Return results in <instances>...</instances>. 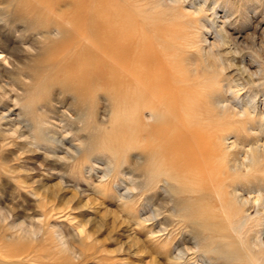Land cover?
I'll use <instances>...</instances> for the list:
<instances>
[{
  "label": "rangeland",
  "instance_id": "obj_1",
  "mask_svg": "<svg viewBox=\"0 0 264 264\" xmlns=\"http://www.w3.org/2000/svg\"><path fill=\"white\" fill-rule=\"evenodd\" d=\"M24 1H27L25 2L26 4H24ZM69 1L71 4H69ZM75 1L76 3H74ZM174 1L173 0H158V1L157 0H141V1L140 0H113V1L112 0H82V1H79V0H74V1L73 0H59V1L58 0H22V1L21 0L20 1L19 0L18 1L0 0V19H1L0 21V34H1L0 40L2 39L0 41V45H1L0 46V63L2 62L0 65V87H2L6 91L7 95L8 94L10 95V98H7L5 97V95L0 94V114L6 113V110L8 109H10L13 114V115L8 116L7 119L4 118L0 120V128L3 127L0 129V134H1L0 135V208L1 207H4L5 209L9 207H10L9 209L12 208L11 217L7 218L5 221H0V259H1L0 264H152V263L153 264L155 263L156 264H173V263L174 264L175 263L176 264H201L202 263L201 261H203V258L209 264H215V263L216 264H237V262L239 264H264V259H263L264 250L250 246L251 239L258 233L262 234L261 237L264 240V221L262 220V218H264V215H262L264 214L263 213L264 212V200H263V203H260L256 199L258 198L257 197L258 192L262 194L264 193V183H263L264 174H262L264 173L263 172L264 170H261L262 168H264V164H262L264 163V155H262L260 151L258 150V152H256V154L254 155L255 161L253 160L251 162L250 161L246 162L247 159L245 157V154H243V151L244 153H246V151L249 150L251 146H254L255 143H258V141L255 140L256 136H254L256 129H257V124H256L257 122H256V118H253V117L251 119H249L250 118L249 116H245V115L243 117H240L243 114L242 110L244 109L245 101H247L248 98L255 99V103L257 106L256 107L257 113L260 112L264 114V108H262V106L264 107V99H263L264 97V73H263L264 69H262L263 71L262 70L260 71V66L264 68V44H263L264 43V17H263L264 16V10H263L264 0H257V1L255 0L254 1L253 0H204V1L196 0L198 4L195 2V0H190L191 2L188 0H183V2L182 0H180V2L176 0L175 3H173ZM248 1L249 2L252 1L253 3L252 2L249 3ZM81 2H83V4H81ZM254 2L255 3L258 2V4H255ZM29 3L31 6H27L29 5ZM84 3H86V8H85ZM39 4H41L42 6ZM43 4L45 5L43 6ZM203 4L206 6H204ZM32 5L34 6L37 5V6L35 8ZM70 5L71 6L73 5L72 8H70L71 7ZM77 5H80V6H77ZM147 5L149 6L147 7ZM88 6L90 7L88 8ZM201 6H204V7H201ZM251 6L252 8H250ZM45 7L47 8V10L51 9L49 10L50 12H47V10L44 9ZM91 7L92 9H90ZM115 7H116V10H115L116 13L113 10L115 9ZM227 7H230V8H227ZM61 8L64 9V10L62 9L63 12L60 10ZM67 8L68 10L69 9L70 10L68 11ZM138 8L139 9L142 8V9L139 10ZM158 9L160 11H158V14H157L156 11ZM185 9L186 11L187 10L188 11L186 12ZM22 10H25V11H23L22 13L21 12ZM17 11L20 15H17ZM26 11L27 13H25ZM83 11L86 13H84ZM89 11L91 12L89 13ZM174 11L177 14H174ZM198 11L200 12V14H197ZM58 13L61 15H59ZM31 14L32 16H30ZM110 14H113V15L111 16ZM116 14L118 15V17ZM152 14H155V15H152ZM173 15H177L176 18ZM203 15L206 17H203ZM113 16L116 17V19L113 18ZM24 17L29 20H26ZM72 17L73 19L71 20ZM94 17H96L97 19L94 20ZM167 17H169V19H167ZM177 17H180V18L184 17V18L177 19ZM30 18H33V19H30ZM60 19H62V21H60ZM225 19H227L228 21ZM70 20L72 21V24ZM224 20L227 22L225 23ZM34 21H38V22L34 23ZM112 21L115 23H113ZM144 21H147L146 24ZM149 21L151 22L149 23ZM201 21L203 22L201 23ZM81 22H84V23H81ZM89 22H91L92 24H90ZM56 23L57 25H59L60 23L62 24L65 23V24L64 25L60 24L59 26H57ZM176 23H177V26H176ZM210 23H211L210 26L212 28L209 26ZM68 24H70L71 26ZM29 25H30V28H29ZM203 25H205V27ZM65 26L66 28H64ZM81 26H83L82 30L80 29ZM59 27L61 28L63 27L62 28L63 30L61 28L58 29ZM67 27L69 29H67ZM77 27H79L80 30L77 29ZM180 27L184 29L181 30ZM202 27L206 29H203ZM127 28H130V29H128L127 31ZM218 28L220 29L218 30ZM83 29L87 31L86 32L87 34L84 33L85 31L83 32ZM96 29L98 30L96 31ZM132 29L134 31H131ZM174 29H175V32H174ZM221 29H223L225 35L228 34L227 35L229 36L228 42L232 41L229 44H231L232 46L238 47L237 49L232 47L233 49L226 53L228 49L222 48L220 49L221 50L220 51L215 46L218 43L217 39H219L215 31L217 30L220 31ZM77 30H79L80 33H78ZM108 30H111V31H108ZM116 31H117V35H116ZM177 31L178 33L180 32L182 36L178 34ZM213 32H215L216 35H213L214 34ZM43 33L45 34L42 35ZM46 33L50 35H47ZM70 33H72L71 35H74V36H71ZM108 33H110L109 36H108ZM36 34L38 36H36ZM77 34H80V35L77 36ZM114 34L116 35V37H114L113 39V36H115ZM86 35H88L89 37ZM142 35L143 36L145 35V36L143 37ZM50 36H53V37L55 36V37L53 38ZM165 36H168V37L165 38ZM85 37L87 38V40ZM119 37H122V40ZM133 37H135L134 39L136 40H134ZM252 37H254V40H252ZM14 38L17 40H14ZM56 38H59V39H56ZM161 38L162 39L164 38V39L162 40ZM201 38L205 41V44ZM43 39L44 41H42ZM61 39L63 41H61ZM93 39H96V40H93ZM233 39L236 40L235 42L237 43L236 45L233 44ZM58 40H60V42H58ZM89 40L90 42L92 41L94 42L90 43L88 42ZM114 40L116 42H114ZM124 40H127V41H124ZM180 40L181 41L184 40V42H181ZM167 41H169V45L168 43H166ZM192 41L193 43H195V45L192 44ZM117 42L118 43L121 42V43L118 44ZM138 42L140 43L138 44ZM144 42H146V44H144ZM173 42H175V44L176 45L178 44L179 46H175ZM122 43L125 44L124 46H126L128 49L125 47L124 50L120 49L121 50L120 51L119 45H123ZM130 43L132 44L130 45ZM149 43H151L152 49ZM213 43H215V45ZM250 43H252L253 46H251L252 44ZM164 44H166L165 46H167V48L164 46ZM65 45H68L69 47H66ZM210 45H213V48ZM241 45L244 47H241ZM87 46H90V48H88ZM43 47L47 48L48 50L47 49L46 50L48 52ZM214 47H216V49H214ZM252 47H255V48H252ZM83 48L85 49L84 51H83ZM23 49L25 52L22 51ZM52 49H54L53 51L56 50L55 51L56 53L55 52L52 53L53 52L51 51ZM112 49L114 51H111ZM146 49L147 51H145ZM165 49H166V52H165ZM252 49L254 50V52L252 51ZM15 50H17L18 53H15L16 52ZM117 50H118V54L115 56V53L117 52ZM150 50H151V53H149ZM196 50L198 53L195 52ZM216 50H219V52ZM207 51H212V53L216 51V53H213V56L214 54H216L215 56H217L218 54L219 56L223 54L224 55L227 54L228 56H223V58L224 57L226 58V59L224 58L225 60L223 59L225 68H219L220 67L218 66L219 64L218 63L216 64L214 60L212 59V57L210 56L207 57V55L204 54V52L206 53ZM146 52L149 54H147ZM152 53H154V56L157 54L159 56L157 55L158 57L157 56L152 57L153 56ZM95 54L98 55V58H97V55ZM143 54H147L145 55V58ZM174 54H177V56ZM74 55L77 56L78 59L75 58ZM106 55L108 58L106 57ZM122 55L125 57H123ZM191 55H193V57ZM148 56H151V57H148ZM195 56L196 58H194ZM142 57L144 60L143 64H142L143 60L140 61ZM202 57H203V60H202ZM102 58H104L105 60L107 59V60L105 61ZM127 58L130 60H128ZM149 58L152 60L155 59V61H153L154 63L152 62V60H149ZM164 58H169V59L171 58V59L163 60ZM8 59L10 60V64L7 61ZM108 59L110 62L113 61V63L115 64L113 65L112 62L109 63ZM110 59H113V60H110ZM5 60H6V63H5ZM11 60H14L17 63L12 64L13 61ZM36 60L38 61L35 62ZM77 60L79 63L77 62ZM98 60H99V65L97 64ZM160 60H162L163 63ZM172 60H175V61H172ZM197 60L202 61V62H199ZM121 61L123 65L121 64ZM145 61H147L148 63L147 65L145 64ZM226 61L229 63H227ZM80 62L82 63L80 64ZM156 62H158L159 65ZM209 62H213V63H209ZM204 63L208 65L211 64L212 65V66L210 65L211 68L207 67L208 70L205 69L203 71V68L206 66V64ZM144 64L146 65V68H143ZM154 64L158 66H155ZM172 64L173 65L175 64L176 66L177 65L178 66L176 67L175 65L173 66ZM231 64L236 66V68L232 66ZM243 64L246 66L245 68L248 70L247 72H245V74L244 73L242 74L240 71L242 66H244ZM76 65L79 67H77ZM189 65H193V66L190 67ZM39 66H41V69ZM113 66H115L117 69L113 68ZM163 66L165 67L164 70H163ZM226 66H229V67H226ZM89 67L91 68V70ZM133 67H135L136 70ZM152 67H154L153 69L157 73L161 71L162 74H164V76L168 75V78H166V80H168V83L171 82L172 85L175 86L173 88H170L168 93L173 91L174 94L177 93L180 96L183 95L181 97L182 99H188V101L185 102L184 100L181 101V99L179 100V98H177V100H175L177 102H174L172 106H169V108L165 110V115L167 111V115H166L167 121L166 120L162 121V123L160 124V127L164 125L163 128L170 129V127H179L180 125L182 126L185 125V120H186L185 118H187L188 116L185 117L186 115L184 111L181 110V107H182L181 103H182V104H186L187 114L191 115V118H193L191 119V122L196 126V130L198 132L203 133V134H207V131L209 133H213L212 135L213 140H211V145H212V148L214 147L215 149L214 151L215 153L213 152V154L215 155V158H212V159H215V160H214V163L212 161L214 165L211 163V165L213 166H212V171L209 172V175L205 174V177L198 176V178L190 179L186 171L179 170L174 165L173 161L171 160L172 156L169 155L170 152L167 153L168 149H166V146H163L161 143H159L160 139L159 137H157V135L158 134L160 135L159 133V131H161L159 130L160 127L157 126L155 124L157 122H154L153 118L149 116V114L152 112L153 109L154 110L159 109L157 107V103H156L157 100L155 98L158 95H157V92L155 91L153 92H155L156 94L150 91H146L147 88L150 87V84H149L150 76L157 74L156 72L153 71ZM180 67L181 69L185 68L184 70H187L188 72L183 71V69L181 70ZM33 68H35L36 70ZM94 68H96V70H94ZM158 68H162V69L159 70ZM209 69L211 71L214 70L213 71L214 74L213 72H210ZM221 69H223V73ZM64 70L66 71L64 72ZM70 70L72 71L75 70L72 73L73 77L70 74L72 72ZM80 70L82 71V73H80ZM134 71L139 72V73L136 74V72ZM173 71L176 72V74ZM142 72H144V75H142L143 74ZM177 72H179L180 74ZM237 72H240V73L238 74ZM129 73H133L132 76ZM250 73L252 74L250 75ZM43 74L46 77H42ZM79 74H81L82 76ZM211 74L214 76L217 75L218 77L211 76V79L208 78ZM122 75H123V78L121 80ZM178 75H181V76H178ZM95 76H97L98 79ZM185 76L188 78L187 80H185L186 79ZM228 76L229 77L232 76V77L229 78ZM37 77H39L40 79ZM107 77L111 80V82ZM240 77H241V80H240ZM46 78H48L47 79L48 81L46 80ZM194 78L196 80H194ZM215 78H217L216 79L217 81L215 80ZM35 79L37 80V82H35L36 81ZM77 79H80V80H77ZM183 79L185 80L184 82L182 81ZM131 80L132 81L134 80V81L132 82ZM211 80L213 81L212 83L210 82ZM227 80L228 82H226ZM207 81H209L210 83L207 84ZM235 82L236 84L238 83V86L236 87H235L236 85ZM106 83L108 85H106ZM225 84L226 85L231 84L232 86L231 85L230 86L232 87L231 88L232 90H236V89L240 90L239 91V93H241L240 103H242L243 105L240 104L239 102L232 101L228 92L224 93L225 90L222 88V85H225ZM240 84H243V85H240ZM211 85L213 88L212 87L210 88ZM33 87L35 88L32 89ZM130 87L132 88L129 91ZM183 88L186 90H183ZM193 90H196V91H193ZM41 91L44 93H42ZM34 92L35 94H33ZM146 92L149 93L150 95L147 94ZM201 92L204 93L205 95L204 94L201 95L202 94ZM221 92L224 93L225 95L224 98L226 100L228 101L230 100V102H232L233 105L236 103L235 104L236 106L234 105V107L236 108L237 113H234V112L226 113V111H219L217 109L216 111H214L215 108H213V106L211 107V104L209 102L210 98L212 94L221 93ZM40 94L42 96H40ZM209 94H210V97L207 96ZM200 95L204 96L203 97L204 99L206 98L208 99L204 100L202 97H200ZM32 97H33V101H32ZM119 97L121 99H119ZM126 99H129V100L126 101ZM132 101H135L134 104L132 103ZM109 102L110 104L112 103L111 106ZM188 104H189V108H188ZM87 105H89L88 107L89 109L87 108ZM237 105L240 107H238ZM75 106L79 110H77V108H74ZM28 107L30 110L28 109ZM119 107H122V112H121V108ZM141 108L142 110H139ZM188 109L189 110L191 109V112L193 111L195 116ZM27 110H29V112H27ZM216 112H220V114ZM87 114H91L90 117L87 116ZM224 114L225 115L228 114V117L225 116ZM169 115L171 118L169 117ZM206 115H209V116H206ZM59 116L62 118H60ZM193 116L196 119L197 118L198 119L196 120ZM209 117H211L210 118L211 121ZM217 117L220 118L219 119L220 124H218L219 122H216V121H219ZM84 118H89V119H84ZM120 118L123 119V121ZM9 119L11 120L13 119L16 123L15 124L16 126L19 125L18 127L20 128V130L23 132L24 135L20 136L19 138L17 136L14 137L13 135H8L11 133L10 130L6 132V129L7 128L9 129V127L11 126L9 125L10 122H8ZM138 119L141 125H139ZM176 119L179 120L180 122H178ZM240 120L241 122L244 121L246 123L243 124V122L241 123ZM246 120H248L249 122H247ZM3 121H6V122L3 123ZM120 122L123 124H121ZM167 122L168 124H166ZM205 122L207 123V125ZM89 123H90V126H89ZM234 123L238 124L239 128ZM111 124H112V128L110 126ZM210 124H212V126ZM49 125H53L52 126L53 128H51V126ZM119 125L122 126L121 129H119L120 128ZM220 125H225V126H222L223 130L221 129V127H219ZM114 126L115 127L119 126V128H117L119 130L115 129ZM131 126L134 128L132 129ZM226 126H229V127H226ZM247 126L249 127V129H246L248 128ZM125 127L128 128L129 130L132 129L133 131L130 130V133H129V131L126 130ZM207 127H209V129H207ZM215 127L218 129L216 130ZM90 129H92L93 132ZM135 129H137L138 131L139 130L141 131L137 132V130ZM214 129L216 131H214ZM243 130L247 131V133ZM106 131H109V132H106ZM42 132H45V133L42 134ZM91 132H92V135L93 134L98 135V137L93 135V138H91L92 136L90 135ZM123 132L124 134H122L121 136V133ZM137 133L139 134L137 135ZM239 134H241L240 136L242 138L239 136ZM247 134L248 135L250 134L251 136H247ZM221 135H224V137ZM245 135L247 137H245ZM252 135L254 136L253 138H252ZM151 136H154V138H152ZM95 138H97L96 141H94ZM122 139L124 140L123 142H122ZM245 139L248 141H245ZM243 140L244 142H240ZM26 141L28 142V144L26 143ZM262 141H264V139H261L259 141V144H262L261 143ZM141 142H143V144ZM61 143L63 144L61 145ZM120 144H122L123 146L119 149ZM236 144L237 146L239 145V151L237 150L238 147L236 146ZM108 146L110 147V150ZM157 146L158 147L160 146V148H157ZM139 147L141 148L139 149ZM105 148H107V151ZM115 148L119 150L117 151ZM53 150L55 151L53 152ZM103 150L105 153L104 152L102 153ZM235 151L237 152V154ZM117 152H121L120 153L121 155H119ZM157 152H159V154H157ZM225 152L226 154H224ZM230 152H232L233 154ZM234 152L236 155H234ZM238 152H240V155ZM148 153L152 154V156L149 155ZM160 154L164 158L160 157L161 156ZM144 155H147V156L144 157ZM157 155L159 156V158ZM108 156H111V157L108 158ZM94 157H97V159ZM227 157H229L231 161L233 157L234 158L236 157L239 160V162L242 160L241 163H251V164L243 165L244 166L243 169H242V166L240 167V165L238 168L236 167L233 168L231 165L230 159ZM105 159H108V160L104 161ZM145 164H147V166ZM252 164L255 166L253 167ZM169 165L172 167V169L171 167H169ZM92 166L95 168H93ZM137 166L140 168H138ZM258 167L261 169H258ZM142 168H145V169H142ZM89 171L90 173H88ZM131 171H133V173ZM234 171H238V172H234ZM171 172L174 176H171V174L168 175V173H171ZM254 172H256L257 174ZM103 173L104 175H101ZM121 174L126 179H124L123 177L121 178L122 176ZM135 174H138V175L135 176ZM180 174H183V176H181ZM212 174H215V175H212ZM247 174L248 175L250 174L249 177ZM255 174L256 176L258 175L257 176L259 177L258 179L257 177H255ZM128 176H132V177H128ZM142 176H144V178ZM160 176H164V177L160 179L161 178ZM250 176H254L255 178L254 177L250 178ZM134 177H141L139 178V181L141 184L138 182V178H134ZM223 177L225 179H223ZM173 178L176 180H174ZM239 178L240 180H238ZM246 178H249V180L245 181L244 179ZM123 179L125 180V182ZM143 179L145 180V183L147 181L148 182L150 181V183L147 184L148 187L144 183ZM170 179L172 182L170 181ZM204 179L205 181H203ZM219 179L221 180L219 181ZM241 179H243L245 182ZM159 180L162 182H159ZM215 180H218L221 183L219 182L217 183V181ZM225 180H227V182H229L230 184H227ZM233 180H236V181H233ZM207 181L208 183L205 184ZM258 181L260 184H258ZM118 182H119V185L117 184ZM132 182L134 183L137 182L138 186L137 185L135 186L134 183H133L134 185L132 186L131 184ZM115 183L119 187L116 186ZM127 183H130V184L127 185ZM143 183L145 186V190L143 189L144 187ZM154 183L157 185L153 186ZM199 183L200 184L202 183V184L199 185ZM61 184L62 185L64 184V185L60 187ZM188 184L190 185V187H188ZM219 184H220V188H218ZM254 184H257V185H254ZM139 185H142L143 187ZM246 185H249V186L246 187ZM201 186H202V189H200ZM208 186H209V190H211L209 191V193L207 192L208 190H206ZM238 186L240 187L238 188ZM135 187L137 188L135 189ZM234 187H236L239 190L238 192L243 195L242 197L244 199L250 198L248 204H246L245 206H242L238 204L237 202H235L234 200H231L232 199L231 190ZM58 188H60V190ZM126 189H130V190H126ZM150 190L151 191L153 190L152 194ZM196 190L198 194L196 193ZM199 190L200 191L203 190L205 192L201 191L200 193L198 192ZM123 191L126 193H124ZM138 192L143 193V194H139ZM183 192L188 193V194H184ZM120 193L124 196H122ZM193 193H196V194H193ZM175 194L176 195L178 194L179 196L176 197ZM146 196L150 197L151 199H149ZM145 197L146 199H144ZM184 199H187V200L185 201ZM194 199H198V200H194ZM254 200H255V203H252L254 202ZM170 201L171 202L174 201V202L171 203ZM203 201H206L207 203L204 202L205 203L204 204ZM147 204L149 205L151 204V205L149 206ZM57 206L59 209H57ZM202 209H205V210H202ZM153 211L154 213L155 212L157 213L158 211V213L161 215H159L158 213L154 214ZM201 212L205 217L201 214ZM192 213L197 216H193ZM215 215L218 217L216 218ZM151 216H153V218L147 221L146 219L150 218ZM176 217H178V219H175ZM204 218H207V219L204 220ZM34 219L37 222L36 221L34 222ZM237 219L239 221H237ZM27 220L29 221V223H27L28 222ZM19 222L20 223L24 222L23 225H25L27 228L31 227L33 232L35 230L36 233L29 232V231L28 232L23 231L21 230L20 227L14 228L13 226L12 228L13 224L16 225ZM81 225L83 229L85 230L84 234L82 231H80L82 229ZM33 226L37 227L36 228L37 230ZM74 228H77V229L81 228V229H78L76 231V229ZM203 228H205L204 229L205 231L203 230ZM258 228H261V229H258ZM198 232L200 234H197ZM29 233L31 234V236ZM32 233L37 234V235H32ZM194 235H197V236L195 237ZM235 235L238 236V238ZM66 238L68 239L67 240L68 243L67 241H65ZM205 238H206V241H205ZM239 238L240 240H238ZM190 239L191 240L194 239V241L195 239L196 240L198 239L197 241H195L197 242V244L195 242L193 243V240L191 241ZM247 240L249 241V244H247L248 243ZM207 245L209 247H207ZM195 247L196 248L199 247L200 249L199 248L196 249ZM250 248L251 249L254 248L252 249L253 252L251 251ZM227 249L229 251H227ZM192 250L194 251L190 252ZM178 251H183V252L186 251L184 254L185 256H183L184 258L176 259L179 255ZM188 252H190L189 253L190 255L188 254ZM201 255H203L204 257H200ZM58 257L61 259H59ZM195 259H198V261H196ZM226 259H228L229 261ZM214 260L216 262H214ZM219 260H221L222 262L221 261L219 262ZM231 262H234V263H231Z\"/></svg>",
  "mask_w": 264,
  "mask_h": 264
},
{
  "label": "bare ground",
  "instance_id": "obj_2",
  "mask_svg": "<svg viewBox=\"0 0 264 264\" xmlns=\"http://www.w3.org/2000/svg\"><path fill=\"white\" fill-rule=\"evenodd\" d=\"M9 1V0H8ZM16 1H18V0H16ZM20 1V0H19ZM22 1V0H21ZM59 1V0H58ZM74 1V0H73ZM79 1H82V0H79ZM113 1V0H112ZM141 1V0H140ZM158 1V0H157ZM174 1V0H173ZM176 1V0H175ZM175 1L173 2V3H175ZM179 2H180V0H178ZM188 1H190V0H188ZM187 1V2H188ZM204 1V0H203ZM203 1H201V2H203ZM254 1V0H253ZM255 1H257V0H255ZM12 2V1H11ZM25 2H27V1H24V4H26ZM32 2V1H31ZM34 2V1H33ZM57 2V1H56ZM78 2V1H77ZM90 2V1H89ZM127 2H129V1H127ZM152 2V1H151ZM182 2H183V0H182ZM191 2V1H190ZM189 2V3H190ZM193 2V1H192ZM195 2L197 3V1L195 0ZM194 2V3H195ZM205 2H207V1H205ZM228 2V1H227ZM227 2H226V4H227ZM249 2V1H248ZM252 2V1H251ZM251 2H249V3H251ZM259 2V1H258ZM258 2L257 3H255V4H258ZM8 3V2H7ZM17 3V2H16ZM49 3V2H48ZM74 3H76V1L74 2ZM137 3V2H136ZM147 3V2H146ZM153 3V2H152ZM172 3V2H171ZM188 3V4H189ZM214 3V2H213ZM253 3V2H252ZM261 3V2H260ZM32 4V3H31ZM69 4H71L70 3V1H69ZM81 4H83V2H81ZM85 4V8H86V3H84ZM109 4V3H108ZM150 4V3H149ZM182 4H184V3H182ZM186 4V3H185ZM198 4V3H197ZM212 4V3H211ZM9 5V4H8ZM12 5H13V3H12ZM39 5H41V4H39ZM38 5V6H39ZM45 4H43V6H44ZM53 5V4H52ZM64 5V4H63ZM88 5V4H87ZM90 5H91V3H90ZM110 5V4H109ZM121 5V4H120ZM131 5V4H130ZM133 5V4H132ZM138 5V4H137ZM136 5V6H137ZM141 5V4H140ZM153 5H155V4H153ZM191 5H192V3H191ZM204 5V4H203ZM219 5H221V4H219ZM232 5H233V3H232ZM251 5V4H250ZM254 5V4H253ZM261 5V4H260ZM263 5H264V3H263ZM6 6V5H5ZM4 6V7H5ZM27 6H31L30 5V3H29V5H27ZM32 6H34V5H32ZM36 6L37 5H35L34 7L36 8ZM42 6V5H41ZM71 6V5H70ZM73 6V5H72ZM72 6L70 7V8H72ZM77 6H80V5H77ZM149 5H147V7H148ZM204 6H206V5H204ZM204 6H201V7H204ZM26 7V6H25ZM40 7V6H39ZM38 7V8H39ZM47 7V6H46ZM44 8V9H46L47 10V8ZM53 7V6H52ZM62 7V6H61ZM90 6H88V8H89ZM189 7V6H188ZM209 7V6H208ZM224 7V6H223ZM247 7V6H246ZM258 7V6H257ZM3 8V7H2ZM35 8H34V10H35ZM64 8V7H63ZM63 8H61L60 10L62 11V9ZM66 8V7H65ZM80 8H82V7H80ZM87 8V9H88ZM135 8V7H134ZM137 8V7H136ZM145 8V7H144ZM185 8V7H184ZM190 8V7H189ZM227 8H230V7H227ZM248 8V7H247ZM250 8H252V6L250 7ZM27 9V8H26ZM75 9V8H74ZM86 9V10H87ZM90 9H92V7L90 8ZM112 9V8H111ZM139 9V8H138ZM137 9V10H138ZM142 9V8H141ZM141 9H139V10H141ZM177 9V8H176ZM192 9H194V8H192ZM198 9V8H197ZM199 9H201V8H199ZM219 9H221V8H219ZM17 10H19V9H17ZM49 10H51V9H48L47 10V12H50ZM64 10V9H63ZM66 10V9H65ZM67 10H68V8H67ZM70 10V9H69ZM68 10V11H69ZM85 10V11H86ZM114 10V12H115V10H116V7H115V9H113ZM118 10V9H117ZM166 10V9H165ZM213 10V9H212ZM230 10V9H229ZM232 10V9H231ZM264 10V9H263ZM262 10V11H263ZM23 11H25V10H22L21 12L23 13ZM59 11V10H58ZM132 11V10H131ZM156 11V10H155ZM158 11H160L159 9L156 11L157 12V14H158ZM177 11V10H176ZM185 11H186V9H185ZM188 11V10H187ZM186 11V12H187ZM191 11V10H190ZM196 11V10H195ZM199 11H201V10H199ZM198 11V12H199ZM211 11V10H210ZM15 12V11H14ZM20 12V13H21ZM63 12V11H62ZM61 12V13H62ZM67 12V11H66ZM84 12V11H83ZM91 11H89V13H90ZM109 12V11H108ZM123 12V11H122ZM136 12H138V11H136ZM155 12V13H156ZM164 12V11H163ZM197 12V14H200V12L198 13ZM217 12V11H216ZM224 12H226V11H224ZM252 12V11H251ZM8 13H9V11H8ZM12 13V12H11ZM21 13V14H22ZM25 13H27V11L25 12ZM32 13V12H31ZM72 13H73V11H72ZM84 13H86V12H84ZM116 13V12H115ZM118 13V12H117ZM128 13V12H127ZM126 13V14H127ZM195 13V12H194ZM193 13V14H194ZM202 13V12H201ZM55 14V13H54ZM59 14V13H58ZM74 14H76V13H74ZM124 14V13H123ZM174 14H177V13H175V11H174ZM196 14V13H195ZM203 14V13H202ZM208 14V13H207ZM213 14V13H212ZM229 14V13H228ZM3 15V14H2ZM9 15V14H8ZM12 15V14H11ZM15 15H16V13H15ZM17 15H20L19 13H18V11H17ZM35 15V14H34ZM59 15H61V14H59ZM63 15H65V14H63ZM73 15V14H72ZM91 15V14H90ZM111 16L113 15V14H110ZM117 15V14H116ZM115 15V16H116ZM150 15V14H149ZM152 15H155V14H152ZM230 15V14H229ZM14 16V15H13ZM26 16H27V14H26ZM30 16H32V14L30 15ZM41 16V15H40ZM39 16V17H40ZM46 16V15H45ZM57 16V15H56ZM69 16V15H68ZM74 16V15H73ZM175 18H176V16L177 15H173ZM172 16V17H173ZM178 16H179V14H178ZM213 16V15H212ZM245 16V15H244ZM12 17V16H11ZM10 17V18H11ZM84 17V16H83ZM110 17V16H109ZM117 17H118V15H117ZM146 17V16H145ZM181 17H182V15H181ZM203 17H206V16H204L203 15ZM211 17V16H210ZM264 17V16H263ZM13 18V17H12ZM25 18V17H24ZM85 18V17H84ZM101 18V17H100ZM113 18H115L116 19V17H114L113 16ZM112 18V19H113ZM120 18V17H119ZM129 18V17H128ZM147 18V17H146ZM150 18V17H149ZM178 18H180V17H177V19ZM184 18V17H183ZM183 18H180V19H183ZM230 18V17H229ZM228 18V19H229ZM14 19V18H13ZM26 19V18H25ZM30 19H33V18H30ZM44 19V18H43ZM55 19V18H54ZM73 19V17L71 18V20ZM83 19V18H82ZM95 19H97L96 17H94V20ZM127 19V18H126ZM166 19V18H165ZM167 19H169V17H167ZM26 20H29V19H26ZM36 20V19H35ZM58 20V19H57ZM57 20H56V22H57ZM64 20V19H63ZM70 20V22H71V24H72V21ZM103 20H104V18H103ZM110 20V19H109ZM114 20V19H113ZM121 20V19H120ZM119 20V21H120ZM130 20V19H129ZM142 20H144V19H142ZM149 20V19H148ZM152 20V19H151ZM159 20V19H158ZM172 20V19H171ZM170 20V21H171ZM202 20H203V18H202ZM225 20H227V19H225ZM224 20V21H225ZM260 20V19H259ZM0 21H1V19H0ZM13 21V20H12ZM32 21V20H31ZM60 21H62V19H60ZM69 21V20H68ZM78 21H80V20H78ZM77 21V22H78ZM93 21V20H92ZM108 21V20H107ZM228 21V20H227ZM227 21H225V23L227 22ZM230 21V20H229ZM235 21V20H234ZM238 21V20H237ZM37 23L38 21H34V23ZM50 22H52V21H50ZM65 22V21H64ZM96 22H97V20H96ZM95 22V23H96ZM113 22V21H112ZM115 22H116V20H115ZM115 22H113V23H115ZM131 22H133V21H131ZM145 22V24H146V22L147 21H144ZM151 21H149V23H150ZM172 22V21H171ZM189 22V21H188ZM203 21H201V23H202ZM205 22V21H204ZM233 22V21H232ZM261 22V21H260ZM54 23V22H53ZM67 23V22H66ZM81 23H84V22H81ZM90 24H92L91 22H89ZM102 23H104V22H102ZM135 23V22H134ZM154 23V22H153ZM165 23V22H164ZM209 23V22H208ZM237 23V22H236ZM49 24V23H48ZM60 24H62V23H60ZM59 24V25H60ZM65 24V23H64ZM64 24H62V25H64ZM97 24H98V22H97ZM133 24V23H132ZM167 24V23H166ZM38 25H39V23H38ZM43 25V24H42ZM56 25H57V23H56ZM59 25H57V26H59ZM68 25H70V24H68ZM87 25H88V23H87ZM118 25V24H117ZM206 25V24H205ZM205 25H203L204 27H205ZM211 25V23L209 24V26ZM229 25V24H228ZM71 26V25H70ZM97 26V25H96ZM95 26V27H96ZM150 26V25H149ZM173 26V25H172ZM176 26H177V23H176ZM219 26V25H218ZM230 26V25H229ZM244 26V25H243ZM242 26V27H243ZM45 27V26H44ZM74 27V26H73ZM72 27V28H73ZM82 27L83 26H81V30H82ZM91 27V26H90ZM94 27V26H93ZM92 27V28H93ZM102 27V26H101ZM174 27V26H173ZM204 27H202L203 29H206V28H204ZM211 27V26H210ZM209 27V28H210ZM29 28H30V25H29ZM61 27H59L58 29H60ZM63 28V27H62ZM61 28V29H62ZM64 28H66V26L64 27ZM97 28V27H96ZM131 28V27H130ZM130 28H127V31H128V29H130ZM152 28V27H151ZM177 28V27H176ZM181 28V27H180ZM212 28V27H211ZM214 28V27H213ZM223 28V27H222ZM50 29V28H49ZM57 29V28H56ZM67 29H69L68 27H67ZM77 29H79V27H77ZM79 29V30H80ZM102 29V28H101ZM109 29V28H108ZM114 29H115V27H114ZM182 29H184V28H181V30ZM220 28H218V30H219ZM224 29V28H223ZM223 29H221L220 31H215L216 32V34L218 35V37H219V39H217L218 40V43L215 45V43H213L219 50L220 49H222V48H226V49H228L227 51H226V53L228 52V51H231L233 48H238V47H235V46H232L231 44H229L230 42H232V41H230V42H228V37L229 36H227V35H225L224 34V31H223ZM244 29H246V28H244ZM3 30V29H2ZM43 30V29H42ZM51 30V29H50ZM63 30V29H62ZM76 30V29H75ZM79 30H77L78 31V33H80V31ZM98 29H96V31H97ZM107 30V29H106ZM123 30V29H122ZM121 30V31H122ZM124 30H126V29H124ZM153 30V29H152ZM163 30H165V29H163ZM212 30V29H211ZM47 31H49V30H47ZM61 31V30H60ZM67 31V30H66ZM73 31V30H72ZM85 30L83 29V32H84ZM91 31V30H90ZM95 31V32H96ZM108 31H111V30H108ZM131 31H134L133 29L131 30ZM167 31V30H166ZM178 31H180V30H178ZM178 31H177V33H178ZM24 32V31H23ZM39 32V31H38ZM37 32V33H38ZM55 32V31H54ZM65 32V31H64ZM70 32V31H69ZM87 31H85L84 33H86ZM141 32V31H140ZM164 32V31H163ZM174 32H175V29H174ZM173 32V33H174ZM215 32H213L212 34L213 35H216L215 34ZM254 32V31H253ZM48 33V32H47ZM46 33V34H47ZM74 33V32H73ZM77 33V32H76ZM83 33V34H84ZM102 33H104V32H102ZM129 33H130V31H129ZM153 33V32H152ZM157 33V32H156ZM161 33V32H160ZM159 33V34H160ZM177 33H175V34H177ZM182 33V32H181ZM228 33V32H227ZM45 33H43L42 35H44ZM67 34V33H66ZM72 33H70V35H71ZM83 34H82V36H83ZM87 34V33H86ZM89 34V33H88ZM95 34V33H94ZM109 34L110 33H108V36H109ZM124 34V33H123ZM126 34V33H125ZM135 34V33H134ZM134 34H133V36H134ZM171 34H172V32H171ZM178 34H180V32L178 33ZM229 34H231V33H229ZM1 35V34H0ZM47 35H50V34H47ZM69 35V36H70ZM76 35V34H75ZM78 35H80V34H77V36ZM98 35V34H97ZM115 35V34H114ZM116 35H117V31H116ZM116 35L115 36H113V39H114V37H116ZM129 35V34H128ZM137 35V34H136ZM156 35V34H155ZM158 35V34H157ZM163 35V34H162ZM181 35V34H180ZM194 35V34H193ZM203 35V34H202ZM252 35V34H251ZM4 36V35H3ZM22 36V35H21ZM36 36H38L37 34H36ZM71 36H74V35H71ZM76 36V37H77ZM81 36V37H82ZM86 36H88V35H86ZM119 36H120V34H119ZM143 36V35H142ZM145 36V35H144ZM143 36V37H144ZM154 36V35H153ZM168 36H169V34H168ZM168 36H165V38H167ZM182 36V35H181ZM5 37V36H4ZM47 37V36H46ZM50 37H53V36H50ZM55 37V36H54ZM53 37V38H54ZM80 37V36H79ZM89 37V36H88ZM93 37V36H92ZM95 37V36H94ZM104 37V36H103ZM107 37V36H106ZM126 37V36H125ZM124 37V38H125ZM163 37V36H162ZM176 37H177V35H176ZM195 37V36H194ZM243 37V36H242ZM17 38V37H16ZM49 38V37H48ZM86 38V37H85ZM102 38V37H101ZM119 38H121V40H122V37H119ZM135 37H133V39H134ZM146 38V37H145ZM158 38V37H157ZM216 38V37H215ZM41 39V38H40ZM46 39V38H45ZM56 39H59V38H56ZM70 39H72V38H70ZM98 39H99V37H98ZM97 39V40H98ZM112 39V38H111ZM116 39V38H115ZM126 39V38H125ZM128 39V38H127ZM140 39V38H139ZM147 39V38H146ZM162 39V38H161ZM164 39V38H163ZM162 39V40H163ZM174 39H176V38H174ZM202 39V38H201ZM200 39V40H201ZM232 39V38H231ZM2 40V39H1ZM0 40V41H1ZM6 40V39H5ZM4 40V41H5ZM14 40H17V39H15L14 38ZM13 40V41H14ZM76 40V39H75ZM79 40V39H78ZM86 40H87V38H86ZM90 40H91V38H90ZM90 40L88 41V42H90ZM93 40H96V39H93ZM120 40V39H119ZM134 40H136V39H134ZM159 40V39H158ZM162 40H160V41H162ZM203 40V39H202ZM215 40V39H214ZM252 40H254V37H252ZM252 40H250V41H252ZM19 41V40H18ZM42 41H44V39L42 40ZM50 41V40H49ZM61 41H63L62 39H61ZM77 41V40H76ZM80 41V40H79ZM109 41V40H108ZM124 41H127V40H124ZM148 41V40H147ZM155 41V40H154ZM170 41V40H169ZM169 41H167L166 43H168V45H169ZM181 41V40H180ZM257 41V40H256ZM40 42V41H39ZM58 42H60V40H58ZM94 41H92V42H90V43H93ZM114 42H116L115 40H114ZM141 42V41H140ZM140 42H138V44L140 43ZM157 42V41H156ZM179 42V41H178ZM181 42H184V40H182ZM203 42H204V44H205V41L203 40ZM236 42V40L235 39H233V44L234 45H236L237 43H235ZM242 42V41H241ZM17 43V42H16ZM20 43V42H19ZM77 43V42H76ZM89 43V44H90ZM96 43V42H95ZM100 43V42H99ZM98 43V44H99ZM118 43V42H117ZM121 42H119L118 44H120ZM136 43V42H135ZM174 43V45L175 46H179L178 44L176 45L175 44V42H173ZM172 43V44H173ZM186 43V42H185ZM244 43V42H243ZM22 44V43H21ZM46 44V43H45ZM97 44V45H98ZM123 44V43H122ZM132 43H130V45H131ZM144 44H146V42H144ZM150 45H151V43H149ZM187 44V43H186ZM192 44L193 45H195V43H193V41H192ZM203 44V43H202ZM250 44H252V43H250ZM249 44V45H250ZM264 44V43H263ZM52 45H53V43H52ZM83 45H84V43H83ZM91 45V44H90ZM110 45V44H109ZM114 45V44H113ZM125 44H123V45H119L120 47H119V50L121 49V50H124L125 49V47L126 46H124ZM160 45V44H159ZM166 44H164V46H165ZM248 45V44H247ZM1 46V45H0ZM19 46V45H18ZM32 46V45H31ZM66 47H69L68 45H65ZM73 46V45H72ZM78 46V45H77ZM86 46V45H85ZM85 46H83V47H85ZM99 46V45H98ZM136 46V45H135ZM142 46V45H141ZM164 46H163V48H164ZM173 46V45H172ZM190 46H192V45H190ZM189 46V47H190ZM203 46V45H202ZM207 46V45H206ZM209 46V45H208ZM210 46H212V48H213V45H210ZM239 46V45H238ZM251 46H253V44L251 45ZM260 46H262V45H260ZM53 47V46H52ZM88 48H90V46H87ZM100 47V46H99ZM113 47V46H112ZM130 47V46H129ZM166 48H167V46H165ZM216 47H214V49H216ZM233 47V48H232ZM241 47H244V46H242L241 45ZM20 48V47H19ZM23 48H25V47H23ZM34 48V47H33ZM43 48H45V47H43ZM48 48H50V47H48ZM54 48V47H53ZM78 48V47H77ZM92 48V47H91ZM95 48V47H94ZM127 48V47H126ZM146 48V47H145ZM150 48V47H149ZM209 48V47H208ZM246 48V47H245ZM247 48H249V47H247ZM251 48V47H250ZM252 48H255V47H252ZM261 48V47H260ZM47 48H45V50H46ZM96 49V48H95ZM99 49V48H98ZM128 49V48H127ZM151 49H152V45H151ZM203 49V48H202ZM210 49V48H209ZM29 50V49H28ZM35 50V49H34ZM48 50V49H47ZM46 50V51H47ZM54 49H52L51 51H53ZM74 50H76V49H74ZM73 50V51H74ZM80 50H82V49H80ZM85 49L83 48V51H84ZM100 50V49H99ZM120 50V51H121ZM138 50V49H137ZM136 50V51H137ZM141 50V49H140ZM207 50V49H206ZM212 50V49H211ZM219 50H216V51H218L219 52ZM256 50V49H255ZM16 52L15 53H18L17 52V50H15ZM22 51H24V49L22 50ZM50 51V52H51ZM56 51V50H55ZM55 51H53L52 53H54ZM65 51V50H64ZM67 51V50H66ZM90 51V50H89ZM94 51H96V50H94ZM110 51V50H109ZM111 51H114L113 49L111 50ZM136 51H134V52H136ZM145 51H147V49L145 50ZM200 51V50H199ZM216 51L215 52H213V53H216ZM221 51V50H220ZM236 51H238V50H236ZM240 51V50H239ZM252 51L254 52V50L252 49ZM25 52V51H24ZM27 52H29V51H27ZM48 52V51H47ZM63 52V51H62ZM68 52V51H67ZM82 52V51H81ZM139 52H141V51H139ZM144 52V51H143ZM142 52V53H143ZM154 52V51H153ZM165 52H166V49H165ZM195 52H197V50L195 51ZM202 52H203V50H202ZM201 52V53H202ZM225 52V51H224ZM241 52V51H240ZM7 53V52H6ZM12 53H13V51H12ZM11 53V54H12ZM56 53V52H55ZM69 53V52H68ZM90 53V52H89ZM100 53V52H99ZM98 53V54H99ZM147 53V52H146ZM149 53H151V50H150V52ZM149 53H147V54H149ZM156 53V52H155ZM161 53V52H160ZM159 53V54H160ZM168 53V52H167ZM172 53V52H171ZM194 53V52H193ZM198 53V52H197ZM200 53V54H201ZM213 53H212V51H207L206 53L204 52V54H206L207 55V57H212V59L214 60V62L217 64H219L218 66H220L219 68H225L224 66H225V64H224V61H223V59L225 58H223V56H228L227 54L226 55H221V56H219V54L217 55V56H215L216 54H214V56H213ZM233 53V52H232ZM250 53V52H249ZM252 53V52H251ZM5 54V53H4ZM27 54V53H26ZM29 54V53H28ZM51 54V53H50ZM76 54V53H75ZM82 54V53H81ZM101 54V53H100ZM104 54H105V52H104ZM109 54V53H108ZM118 54V50H117V52L115 53V56ZM135 54V53H134ZM147 54H143V56H144V58H145V55H147ZM153 54V56L152 57H155V56H157V55H155L154 56V53H152ZM173 54V53H172ZM221 54V53H220ZM235 54H237V53H235ZM68 55V54H67ZM89 55V54H88ZM95 55H97V54H95ZM139 55V54H138ZM174 55H176L177 56V54H174ZM181 55V54H180ZM190 55V54H189ZM194 55V54H193ZM193 55H191L192 57H193ZM12 56V55H11ZM75 56V55H74ZM105 56V55H104ZM103 56V57H104ZM109 56V55H108ZM110 56H111V54H110ZM109 56V57H110ZM123 56V55H122ZM159 56V55H158ZM157 56V57H158ZM188 56V55H187ZM201 56V55H200ZM16 57V56H15ZM96 57V56H95ZM106 57H107V55H106ZM123 57H125V56H123ZM126 57H127V55H126ZM135 57V56H134ZM148 57H151V56H148ZM161 57H163V56H161ZM199 57V56H198ZM75 58H77V56H75ZM87 58H89V57H87ZM97 58H98V55H97ZM108 58V57H107ZM111 58H112V56H111ZM121 58V57H120ZM133 58V57H132ZM131 58V59H132ZM138 58H139V56H138ZM194 58H196V56L194 57ZM228 58V57H227ZM255 58V57H254ZM78 59V58H77ZM99 59H101V58H99ZM102 59H104V58H102ZM117 59H118V57H117ZM128 59V58H127ZM136 59V58H135ZM148 59V58H147ZM146 59V60H147ZM165 59H169V58H164L163 60H165ZM171 59V58H170ZM169 59V60H170ZM176 59V58H175ZM184 59V58H183ZM183 59H181V60H183ZM187 59V58H186ZM226 59V58H225ZM224 59V60H225ZM71 60V59H70ZM105 60V59H104ZM107 60V59H106ZM105 60V61H106ZM110 60H113V59H110ZM128 60H130V59H128ZM143 60V57H142V59L140 60V61H142ZM149 60H152V59H150L149 58ZM168 60V61H169ZM201 60V59H200ZM202 60H203V57H202ZM206 60V59H205ZM210 60H211V58H210ZM233 60V59H232ZM257 60V59H256ZM8 62H9V64H10V60L8 59L7 60ZM11 61H13L12 62V64L13 63H17V62H15L14 60H11ZM38 60H36L35 62H37ZM108 61H109V59H108ZM107 61V62H108ZM148 61V60H147ZM147 61H145V64L147 65L148 63H147ZM153 61H155V59L154 60H152V62ZM162 63H163V61L162 60H160ZM172 61H175V60H172ZM177 61V60H176ZM188 61V60H187ZM197 61H199V60H197ZM236 61V60H235ZM234 61V62H235ZM35 62H33V63H35ZM68 62V61H67ZM67 62H66V64H67ZM75 62V61H74ZM77 62H78V60H77ZM83 62V61H82ZM82 62H80V64L82 63ZM96 62H97V60H96ZM104 62V61H103ZM112 63H113V61H111ZM110 61H109V63H111ZM143 62H144V60L142 61V64H143ZM180 62H182V61H180ZM185 62V61H184ZM189 62V61H188ZM190 62H192V61H190ZM199 62H202V61H199ZM227 62V61H226ZM233 62V63H234ZM2 63V62H1ZM1 63H0V65H1ZM5 63H6V60H5ZM39 63V62H38ZM41 63V62H40ZM69 63V62H68ZM79 63V62H78ZM120 63V62H119ZM125 63H126V61H125ZM135 63H137V62H135ZM141 63V62H140ZM154 63V62H153ZM157 64H158V62H156ZM155 63V64H156ZM194 63V62H193ZM209 63H213V62H209ZM227 63H229V62H227ZM11 64V65H12ZM80 64H78V65H80ZM86 64V63H85ZM98 65H99V60H98V63H97ZM115 63H113V65H114ZM121 64L123 65V63H122V61H121ZM144 64V67L143 68H146V65ZM151 64V63H150ZM154 64V65H155ZM178 64H180V63H178ZM204 64H206V63H204ZM216 64H214V65H216ZM40 65V64H39ZM74 65V64H73ZM102 65V64H101ZM111 65V64H110ZM138 65V64H137ZM137 65H136V67H137ZM153 65V64H152ZM159 65V64H158ZM158 65H155V66H158ZM168 65V64H167ZM171 65V64H170ZM173 65V64H172ZM175 65V64H174ZM173 65V66H174ZM184 65V64H183ZM188 65V64H187ZM208 64H206V66L203 68V71L205 70V69H207V67H209V68H211L210 67V65H208ZM227 65V64H226ZM232 66H234L233 64H231ZM244 65V64H243ZM4 66V65H3ZM35 66H36V64H35ZM62 66V65H61ZM72 66V65H71ZM77 66V65H76ZM96 66V65H95ZM176 66V65H175ZM178 66V65H177ZM176 66V67H177ZM190 67H192L193 65H189ZM202 66V65H201ZM212 66V65H211ZM221 66H223V67H221ZM231 66V67H232ZM40 67V69H41V66H39ZM38 67V68H39ZM65 67H67V66H65ZM64 67V68H65ZM74 67V66H73ZM77 67H79V66H77ZM83 67V66H82ZM118 67V66H117ZM170 67V66H169ZM183 67V66H182ZM188 67V66H187ZM226 67H229V66H226ZM235 68H236V66H234ZM246 66L244 65V66H242V68L241 67H239V68H241V73L243 74H245V72H247L248 70L245 68ZM17 68V67H16ZM38 68H37V70H38ZM75 68V67H74ZM73 68V69H74ZM88 68V67H87ZM90 68V67H89ZM109 68H111V67H109ZM113 68H115V69H117L115 66H113ZM119 68V67H118ZM121 68V67H120ZM133 68H135V67H133ZM154 67H152V69H153ZM164 66H163V70H164ZM168 68V67H167ZM179 68V67H178ZM200 68V67H199ZM213 68V67H212ZM12 69V68H11ZM10 69V70H11ZM18 69V68H17ZM32 69V68H31ZM33 69H35V68H33ZM66 69V68H65ZM69 69V68H68ZM78 69V68H77ZM98 69V68H97ZM104 69V68H103ZM159 70H161L162 68H158ZM170 69V68H169ZM180 69H181V67H180ZM183 69V71H187V70H184L185 68H182ZM181 69V70H182ZM189 69V68H188ZM197 69V68H196ZM229 69V68H228ZM262 69H264V68H262L261 66H260V71L262 70ZM36 70V69H35ZM54 70V69H53ZM76 70V69H75ZM74 70V71H75ZM83 70V69H82ZM89 70V69H88ZM90 70H91V68H90ZM94 70H96V68H94ZM135 70H136V68H135ZM149 70V69H148ZM156 70V69H155ZM171 70V69H170ZM193 70V69H192ZM199 70V69H198ZM208 70V69H207ZM210 70V69H209ZM222 70V73H223V69H221ZM226 70V69H225ZM40 71V70H39ZM55 71V70H54ZM66 70H64V72H65ZM69 71V70H68ZM70 71H72V70H70ZM74 71H72L70 74L72 75V73L74 72ZM121 71V70H120ZM120 71H118V72H120ZM125 71V70H124ZM153 71H154V69H153ZM153 71H151V72H153ZM190 71V70H189ZM214 71V70H213ZM213 71H211L210 70V72H213ZM258 71V70H257ZM263 71V70H262ZM10 72V71H9ZM59 72V71H58ZM84 72V71H83ZM92 72V71H91ZM134 72H136V71H134ZM133 72V73H134ZM154 72H156V71H154ZM164 72V71H163ZM174 72V71H173ZM188 72V71H187ZM235 72V71H234ZM48 73V72H47ZM55 73V72H54ZM80 73H82V71L80 70ZM90 73V72H89ZM110 73V72H109ZM108 73V74H109ZM114 73V72H113ZM115 73H116V71H115ZM114 73V74H115ZM126 73V72H125ZM133 73H129L131 76H132V74ZM137 73H139V72H136V74ZM143 74L142 75H144V72H142ZM157 73V72H156ZM175 74H176V72H174ZM177 73H179V72H177ZM182 73V72H181ZM198 73V72H197ZM238 74L240 73V72H237ZM260 73V72H259ZM263 73H264V71H263ZM46 74V73H45ZM49 74V73H48ZM56 74V73H55ZM59 74H61V73H59ZM58 74V75H59ZM94 74V73H93ZM180 74V73H179ZM184 74V73H183ZM213 74H214V72H213ZM215 74H217V73H215ZM249 74V73H248ZM252 73H250V75H251ZM257 74V73H256ZM261 74H262V72H261ZM63 75V74H62ZM77 75V74H76ZM79 75H81V74H79ZM124 75H126V74H124ZM172 75H174V74H172ZM182 75V74H181ZM181 75H178V76H181ZM190 75H192V74H190ZM203 75V74H202ZM201 75V76H202ZM206 75V74H205ZM218 75H220V74H218ZM247 75V74H246ZM18 76V75H17ZM82 76V75H81ZM109 76V75H108ZM116 76V75H115ZM137 76V75H136ZM149 76V75H148ZM184 76V75H183ZM188 76V75H187ZM204 76V75H203ZM211 76L212 77H216V76H214V75H210L208 78H210L211 79ZM243 76V75H242ZM259 76V75H258ZM42 77H46V76H44V74L42 75ZM41 77V78H42ZM72 77H73V75H72ZM80 77V76H79ZM90 77V76H89ZM96 78H97V76H95ZM127 77V76H126ZM147 77V76H146ZM174 77V76H173ZM192 77V76H191ZM218 77V76H217ZM229 77V76H228ZM232 77V76H231ZM231 77H229V78H231ZM37 78H39V77H37ZM62 78V77H61ZM108 78V77H107ZM122 78H123V75H122V77H121V80H122ZM125 78V77H124ZM166 78H168V75H166V76H164V74H162V72L161 71H159L156 75H152V76H150V80H149V84H150V87H149V85H148V87L149 88H147V90L146 91H150V92H152V93H155V92H157V95L158 96H154L155 98H156V103H157V107L159 108V109H156V110H154L152 107V112L149 114V116L150 117H152L153 118V120H154V122H157V123H155L157 126H159L160 127V124L162 123V121H164V120H166V115H167V111H166V115H165V110H167V108H169V106H172V104H174V102H177V101H175V100H177V98H179V100L181 99V101H188V99H182L181 97L183 96H180V95H178L177 93H175L174 94V92L173 91H171L170 93H168V91L170 90V88H173V87H175V86H173L172 85V83L170 82V83H168V80H166ZM185 80H187L188 78L185 76ZM196 78V77H195ZM194 78V80H196ZM250 78H251V76H250ZM40 79V78H39ZM48 78H46V80H47ZM53 79V78H52ZM58 79V78H57ZM98 79V78H97ZM109 79V78H108ZM136 79V78H135ZM180 79V78H179ZM202 79V78H201ZM209 79V80H210ZM213 79V78H212ZM217 78H215V80H216ZM36 80V79H35ZM70 80V79H69ZM68 80V81H69ZM77 80H80V79H77ZM110 80V79H109ZM120 80V81H121ZM184 79L182 80L183 82L185 81ZM207 80V79H206ZM206 80H204V81H206ZM240 80H241V77H240ZM248 80V79H247ZM48 81V80H47ZM90 81V80H89ZM132 81V80H131ZM134 81V80H133ZM132 81V82H133ZM189 81V80H188ZM187 81V82H188ZM217 81V80H216ZM239 81V80H238ZM35 82H37V80L35 81ZM57 82V81H56ZM75 82V81H74ZM107 82V81H106ZM110 82H111V80H110ZM198 82V81H197ZM211 83L213 82L212 80L210 81ZM209 81H207V84H209L210 83ZM226 82H228V80L226 81ZM234 82V81H233ZM241 82V81H240ZM77 83V82H76ZM78 83H80V82H78ZM90 83V82H89ZM190 83H191V81H190ZM196 83V82H195ZM203 83V82H202ZM225 83V82H224ZM248 83V82H247ZM249 83H251V82H249ZM33 84V83H32ZM56 84V83H55ZM130 84V83H129ZM141 84V83H140ZM175 84V83H174ZM206 84V83H205ZM206 84V85H207ZM222 84H223V82H222ZM233 84V83H232ZM235 84H236V82H235ZM38 85H39V83H38ZM40 85H41V83H40ZM53 85V84H52ZM65 85H67V84H65ZM76 85V84H75ZM106 85H108L107 83H106ZM105 85V86H106ZM135 85V84H134ZM142 85V84H141ZM140 85V86H141ZM187 85V84H186ZM215 85H216V83H215ZM219 85V84H218ZM226 85V84H225ZM222 85V88L225 90L224 91V93L226 92H228V94H229V96L231 97V100L232 101H236V102H239L240 103V96H241V93H239V91L240 90H238V89H236V90H232L231 88V84H228V85ZM231 85V86H230ZM240 85H243V84H240ZM56 86V85H55ZM78 86V85H77ZM100 86V85H99ZM115 86H116V84H115ZM143 86V85H142ZM178 86V85H177ZM196 86H197V84H196ZM201 86V85H200ZM234 86V85H233ZM236 86H238V83L235 85V87ZM25 87H27V86H25ZM144 87V86H143ZM187 87V86H186ZM212 87V85L210 86V88ZM217 87V86H216ZM226 87V88H225ZM244 87V86H243ZM29 88V87H28ZM35 87H33L32 89H34ZM50 88H52V87H50ZM131 88L132 87H130V89L129 88H127V89H129V91L131 90ZM158 88V89H157ZM193 88V87H192ZM191 88V89H192ZM213 88V87H212ZM121 89V88H120ZM156 89V90H155ZM207 89V88H206ZM221 89V88H220ZM219 89V90H220ZM28 90H30V89H28ZM27 90V91H28ZM50 90V89H49ZM183 90H186V89H184L183 88ZM210 90V89H209ZM213 90V89H212ZM218 90V89H217ZM40 91V90H39ZM107 91V90H106ZM125 91H127V90H125ZM153 91H155V92H153ZM193 91H196V90H193ZM203 91H205V90H203ZM206 91H208V90H206ZM250 91V90H249ZM37 92V91H36ZM42 92V91H41ZM114 92V91H113ZM42 93H44V92H42ZM41 93V94H42ZM147 93V92H146ZM186 93V92H185ZM202 93V92H201ZM208 93H210V92H208ZM224 93L223 92H221V93H214V94H212V96H211V98H210V104H211V107L213 106V108H215V110L214 111H216V109L217 110H219V111H226V113L227 112H234V113H237V111H236V108L234 107V105L236 104H234L233 105V103L232 102H230V100L228 101V100H226L225 98H224ZM249 93V92H248ZM0 94H2V95H5V97H7V98H10V95L8 96L7 94H6V91L2 88V87H0ZM33 94H35V92L33 93ZM38 94V93H37ZM40 94V96H42ZM111 94H113V93H111ZM132 94V93H131ZM147 94H149V93H147ZM146 94V95H147ZM156 94V93H155ZM204 93H202L201 95H203ZM243 94V93H242ZM250 94V93H249ZM252 94V93H251ZM39 95V94H38ZM38 95H37V97H38ZM145 95V96H146ZM150 95V94H149ZM197 95V94H196ZM200 95V97H204V96H201ZM205 95V94H204ZM26 96H28V95H26ZM130 96V95H129ZM132 96V95H131ZM199 96V95H198ZM207 96H209L210 97V94L209 95H207ZM4 97V98H5ZM148 97V96H147ZM151 97V96H150ZM206 97V96H205ZM250 97V96H249ZM25 98V97H24ZM35 98H36V96H35ZM95 98V97H94ZM109 98V97H108ZM154 98V99H155ZM196 98V97H195ZM202 98H201V100H202ZM227 98V97H226ZM248 98V97H247ZM28 99H30V98H28ZM55 99V98H54ZM110 99V98H109ZM119 99H121L120 97H119ZM125 99V98H124ZM198 99V98H197ZM197 99H196V101H197ZM204 99V98H203ZM206 99H208V98H206ZM206 99H204V100H206ZM263 99H264V97H263ZM36 100V99H35ZM56 100V99H55ZM127 100H129V99H126V101ZM151 100V99H150ZM199 100V99H198ZM203 100V101H204ZM28 101V100H27ZM30 101V100H29ZM32 101H33V97H32ZM31 101V102H32ZM58 101V100H57ZM94 101H95V99H94ZM118 101V100H117ZM116 101V102H117ZM153 101V100H152ZM259 101H260V99H259ZM30 102V103H31ZM130 102V101H129ZM134 102L135 101H132V103L134 104ZM21 103V102H20ZM19 103V104H20ZM29 103V102H28ZM57 103V102H56ZM72 103V102H71ZM120 103V102H119ZM124 103V102H123ZM131 103V102H130ZM197 103V102H196ZM199 103H201V102H199ZM238 103V104H239ZM244 103V102H243ZM13 104H14V102H13ZM34 104H36V103H34ZM85 104H87V103H85ZM109 104H110V102H109ZM112 104V103H111ZM111 104H110V106H111ZM129 104V103H128ZM190 104V103H189ZM189 104H188V108H189ZM205 104H206V102H205ZM204 104V105H205ZM240 104H242V103H240ZM25 105V104H24ZM32 105H33V103H32ZM94 105V104H93ZM92 105V106H93ZM118 105V104H117ZM120 105V104H119ZM127 105V104H126ZM156 105V104H155ZM191 105V104H190ZM200 105V104H199ZM243 105V104H242ZM259 105V104H258ZM263 105V104H262ZM17 106V105H16ZM84 106V105H83ZM161 106V107H160ZM181 110H183L184 111V113H185V117H187V118H185L186 120H185V125H180L179 127H170V129H168V128H163V126L164 125H162L161 127H160V129L159 130H161V131H159V133H160V135L158 134L157 135V137H159V139H160V142L159 143H161L163 146H166V149H168L167 150V153H169L170 152V156H172V161H173V163H174V165L179 169V170H183V171H186L187 173H188V176H189V178L191 179V178H198V176L200 177V176H204L205 177V174H207V175H209V172L210 171H212V166L214 165L213 163H214V160L215 159H212V158H215V155L213 154V152L215 151V149H214V147L212 148V145H211V140H213L212 139V135H213V133H209L208 131H207V134H203V133H200V132H198L197 130H196V126L191 122V119H193V118H191V115H189V114H187V107H186V104H182L181 103ZM192 106V105H191ZM197 106V105H196ZM236 106V105H235ZM238 106V105H237ZM245 107H244V109L242 110V112H243V114H242V116H240V117H243L244 115L245 116H249L250 118L249 119H251L252 117L253 118H256V124H257V129L256 128H254V129H256V132H255V134H254V136H256V138H255V140H257L258 141V143H253L254 144V146H251V148H249V150H245L246 151V153H244V151H243V154H245V157H246V159H247V161L246 162H251V161H253L254 160V155L256 154V152H258V150L260 151V153L262 154V155H264V141H262L261 143L262 144H259V141L261 140V139H264V114L263 113H260V112H258L257 113V111H256V103H255V99H250V98H248L247 99V101H245V105H244ZM23 107H25V106H23ZM73 107V106H72ZM78 107H79V105H78ZM89 107V105H87V108ZM116 107V106H115ZM207 107V106H206ZM238 107H240V106H238ZM74 108H77L76 106L74 107ZM81 108V107H80ZM112 108V107H111ZM119 108H121V112H122V107H119ZM119 108H117V109H119ZM209 108V107H208ZM262 108H264L263 106H262ZM28 109H29V107H28ZM44 109V108H43ZM82 109V108H81ZM89 109V108H88ZM127 109V108H126ZM133 109V108H132ZM240 109V108H239ZM22 110V109H21ZM30 110V109H29ZM29 110H27V112H29ZM77 110H79L78 108H77ZM114 110V109H113ZM112 110V111H113ZM116 110V109H115ZM128 110V109H127ZM139 110H142V108L141 109H139ZM169 110V109H168ZM189 110V109H188ZM193 110V109H192ZM195 110V109H194ZM20 111V110H19ZM42 111V110H41ZM46 111V110H45ZM76 111V110H75ZM93 111V110H92ZM126 111V110H125ZM190 112H191V109L189 110ZM206 111V110H205ZM47 112V111H46ZM89 112V111H88ZM115 112V111H114ZM139 112V111H138ZM146 112H147V110H146ZM48 113V112H47ZM53 113H55V112H53ZM62 113V112H61ZM60 113V114H61ZM143 113H144V111H143ZM169 113V112H168ZM192 114H194V112L192 111L191 112ZM195 113H197V112H195ZM205 113V112H204ZM216 113H219L220 114V112H216ZM222 113V112H221ZM225 113V114H226ZM27 114V113H26ZM91 114H92V112H91ZM91 114H87V116H89L90 117V115ZM112 114V113H111ZM139 114V113H138ZM206 114V113H205ZM209 114V113H208ZM224 114V115H225ZM238 114H240V113H238ZM10 115H13L12 114V111L10 110V109H8V110H6V113H1L0 114V120L1 119H4V118H6L7 119V117L8 116H10ZM54 115V114H53ZM113 115V114H112ZM121 115V114H120ZM144 116V115H143ZM171 116H172V114H171ZM194 116H195V114H194ZM193 116V117H194ZM198 116H200V115H198ZM206 116H209V115H206ZM219 116V115H218ZM225 116H227L228 117V114L227 115H225ZM19 117V116H18ZM56 117V116H55ZM60 117V116H59ZM115 117V116H114ZM169 117H170V115H169ZM60 118H62V117H60ZM65 118V117H64ZM144 118V117H143ZM171 118V117H170ZM195 118V117H194ZM211 117H209V119H210ZM218 118V117H217ZM237 118V117H236ZM245 118V117H244ZM248 118V117H247ZM17 119V118H16ZM15 119V120H16ZM49 119V118H48ZM84 119H89V118H84ZM121 119V118H120ZM145 119V118H144ZM196 119V118H195ZM198 119V118H197ZM196 119V120H197ZM200 119V118H199ZM220 118H218V120H219ZM66 120V119H65ZM93 120V119H92ZM122 121H123V119H121ZM169 120V119H168ZM177 120V119H176ZM205 120V119H204ZM206 120H208V119H206ZM231 120V119H230ZM238 120V119H237ZM62 121H64V120H62ZM62 121H60V122H62ZM126 121V120H125ZM147 121V120H146ZM167 121V120H166ZM170 121V120H169ZM168 121V122H169ZM178 122H180L179 120H177ZM210 121H211V119H210ZM222 121V120H221ZM229 121V120H228ZM227 121V122H228ZM247 122H249L248 120H246ZM253 121V120H252ZM4 122H6V121H3V123ZM8 122H10L9 123V125H11V126H13V127H11V129H10V127H9V129L7 128L6 129V132L7 131H11V133L10 134H8V135H13L14 137H20V136H22V135H24L23 134V132L20 130V128L18 127V126H16L15 124V121L12 119H9V121ZM37 122V121H36ZM68 122V121H67ZM70 122V121H69ZM82 122V121H81ZM92 122V121H91ZM168 122L166 123V124H168ZM184 122V121H183ZM216 122H219L218 124H220V120L219 121H216ZM223 122H225V121H223ZM240 122H241V120H240ZM243 122V124L244 123H246V122H244V121H242ZM241 122V123H242ZM254 122V121H253ZM252 122V123H253ZM18 123V122H17ZM40 123V122H39ZM43 123V122H42ZM121 123V122H120ZM138 123H139V125H141L140 124V122H139V119H138ZM206 123V122H205ZM236 123H237V121H236ZM7 124V123H6ZM46 124V123H45ZM66 124V123H65ZM121 124H123V123H121ZM124 124H125V122H124ZM225 124V123H224ZM235 124V123H234ZM33 125H34V123H33ZM36 125V124H35ZM70 125V124H69ZM92 125V124H91ZM94 125V124H93ZM97 125V124H96ZM95 125V126H96ZM127 125V124H126ZM144 125H146V124H144ZM206 125H207V123H206ZM211 126H212V124H210ZM209 125V126H210ZM217 125V124H216ZM235 125H237L238 126V128H239V125L238 124H235ZM247 125H248V123H247ZM26 126V125H25ZM48 126V125H47ZM49 126H51V128H53L52 126L53 125H49ZM89 126H90V123H89ZM111 126V128H112V124L110 125ZM116 126V125H115ZM114 126V127H115ZM120 126V125H119ZM119 126L118 127H115V129H117V128H119ZM128 126V125H127ZM143 126V125H142ZM182 126V127H181ZM222 126H225V125H220L219 127H221V129H222ZM243 126H245V125H243ZM249 126H251V125H249ZM5 127V126H4ZM30 127V126H29ZM28 127V128H29ZM32 127H34V126H32ZM93 127V126H92ZM114 127H113V129H114ZM121 127L122 126H120V128L119 129H121ZM132 127V126H131ZM145 127V126H144ZM226 127H229V126H226ZM248 127V126H247ZM254 127V126H253ZM1 128H3V127H1ZM0 128V129H1ZM22 128H23V126H22ZM27 128V127H26ZM36 128V127H35ZM49 128V127H48ZM126 128V127H125ZM134 127H132V129H133ZM206 128V127H205ZM216 128V127H215ZM238 128H236V129H238ZM243 128H245V127H243ZM243 128H241V129H243ZM44 129V128H43ZM55 129V128H54ZM53 129V130H54ZM119 129H117V130H119ZM132 129H130L131 131H133ZM207 129H209V127H207ZM218 128H216V130H217ZM228 129V128H227ZM231 129V128H230ZM246 129H249V127L248 128H246ZM245 129V130H246ZM251 129V128H250ZM48 130V129H47ZM49 130H51V129H49ZM90 130H92V129H90ZM98 130H99V128H98ZM102 130V129H101ZM125 130V129H124ZM126 130H128L129 131V133H130V130L128 129V128H126ZM135 130H137V129H135ZM211 130H212V128H211ZM215 129H214V131H216ZM223 130V129H222ZM235 130V129H234ZM245 130H243V131H245ZM27 131H29V130H27ZM41 131V130H40ZM110 131V130H109ZM109 131H106V132H109ZM139 131H141V130H139ZM138 130H137V132H139ZM144 131V130H143ZM233 131V130H232ZM237 131V130H236ZM34 132V131H33ZM92 132H93V130H92ZM92 132H91V134L90 135H92ZM224 132V131H223ZM228 132V131H227ZM230 132V131H229ZM246 133H247V131H245ZM43 133H45V132H42V134ZM56 133V132H55ZM58 133V132H57ZM101 133V132H100ZM136 133V132H135ZM206 133V132H205ZM215 133V132H214ZM236 133V132H235ZM238 133V132H237ZM244 133V132H243ZM242 133V134H243ZM251 133V132H250ZM253 133H254V131H253ZM252 133V134H253ZM39 134V133H38ZM49 134H51V133H49ZM102 134H104V133H102ZM105 134H107V133H105ZM112 134H114V133H112ZM118 134V133H117ZM122 134H124V132L123 133H121V136H122ZM127 134H128V132H127ZM127 134H125V135H127ZM139 133H137V135H138ZM221 134V133H220ZM1 135V134H0ZM3 135V134H2ZM48 135V134H47ZM46 135V136H47ZM94 135V134H93ZM93 135L91 136V138H93ZM109 135V134H108ZM107 135V136H108ZM119 135V134H118ZM136 135V134H135ZM225 135V134H224ZM224 135H221V136H223L224 137ZM230 135V134H229ZM232 135V134H231ZM241 134H239V136H240ZM49 136V135H48ZM94 136H96V137H98V135H94ZM114 136V135H113ZM149 136V135H148ZM155 136V135H154ZM154 136H151L152 138H154ZM235 136V135H234ZM247 136H251L250 134L248 135L247 134ZM246 135H245V137H247ZM253 135H252V138L254 137ZM3 137V136H2ZM9 137V136H8ZM34 137V136H33ZM51 137V136H50ZM125 137V136H124ZM137 137V136H136ZM228 137V136H227ZM241 137V136H240ZM244 137V136H243ZM13 138V137H12ZM30 138V137H29ZM242 138V137H241ZM6 139V138H5ZM4 139V140H5ZM28 139V138H27ZM96 139L97 138H95V140L94 141H96ZM111 139V138H110ZM144 139V138H143ZM222 139V138H221ZM235 139V138H234ZM247 139V138H246ZM245 139V141H248V140H246ZM26 140V139H25ZM52 140V139H51ZM56 140V139H55ZM59 140H61V139H59ZM63 140H65V139H63ZM88 140V139H87ZM116 140V139H115ZM114 140V141H115ZM124 140H125V138H124ZM123 139H122V142L124 141ZM130 140V139H129ZM136 140H137V138H136ZM135 140V141H136ZM154 140V139H153ZM225 140V139H224ZM227 140V139H226ZM252 140V139H251ZM53 141V140H52ZM86 141V140H85ZM93 141V142H94ZM134 141V140H133ZM34 142V141H33ZM56 142V141H55ZM84 142V141H83ZM87 142V141H86ZM218 142H219V140H218ZM234 142H236V141H234ZM233 142V143H234ZM240 142H244V140L243 141H240ZM254 142V141H253ZM26 143L28 144V142L26 141ZM47 143V142H46ZM79 143V142H78ZM90 143V142H89ZM127 143V142H126ZM142 144H143V142H141ZM224 143V142H223ZM232 143V144H233ZM252 143V142H251ZM17 144V143H16ZM49 144V143H48ZM63 143H61V145H62ZM123 144V143H122ZM122 144H120V147H119V149L123 146ZM218 144V143H217ZM247 144V143H246ZM35 145V144H34ZM47 145V144H46ZM92 145H94V144H92ZM104 145V144H103ZM141 145V144H140ZM220 145H222V144H220ZM230 145V144H229ZM235 145V144H234ZM249 145V144H248ZM247 145V146H248ZM251 145V144H250ZM82 146V145H81ZM89 146H91V145H89ZM112 146V145H111ZM161 146V145H160ZM160 146L158 147L157 146V148H160ZM236 146H237V144H236ZM241 146V145H240ZM244 146H245V144H244ZM46 147V146H45ZM60 147V146H59ZM63 147V146H62ZM102 147V146H101ZM109 147V146H108ZM116 147H117V145H116ZM223 147V146H222ZM238 148H237V150L239 151V145L237 146ZM250 147V146H249ZM32 148V147H31ZM47 148V147H46ZM45 148V149H46ZM50 148V147H49ZM48 148V149H49ZM71 148V147H70ZM87 148V147H86ZM98 148V147H97ZM141 147H139V149H140ZM216 148V147H215ZM231 148H233V147H231ZM235 148V147H234ZM241 148V147H240ZM79 149V148H78ZM106 149V151H107V148H105ZM116 149V148H115ZM115 149H113V150H115ZM119 149H116L117 151L119 150ZM229 149V148H228ZM242 149V148H241ZM57 150V149H56ZM90 150V149H89ZM109 150H110V147H109ZM130 150H131V148H130ZM129 150V151H130ZM156 150V149H155ZM217 150V149H216ZM235 150V149H234ZM55 150H53V152H54ZM70 151V150H69ZM74 151V150H73ZM83 151V150H82ZM88 151V150H87ZM241 151V150H240ZM262 151V152H261ZM104 152V150L102 151V153ZM159 152H161V151H159ZM159 152H157V154H159ZM236 152V151H235ZM235 152H234V155H236L237 154V152H236V154H235ZM74 153V152H73ZM105 153V152H104ZM119 155H121L120 153L121 152H117ZM130 153V152H129ZM132 153V152H131ZM150 153H152V152H150ZM215 153V152H214ZM223 153V152H222ZM221 153V154H222ZM230 153H232V152H230ZM230 153H228V154H230ZM239 153V155H240V152H238ZM108 154V153H107ZM106 154V155H107ZM110 154V153H109ZM114 154H116V153H114ZM149 154V153H148ZM154 154H156V153H154ZM220 154V155H221ZM224 154H226V152L224 153ZM223 154V155H224ZM233 154V153H232ZM231 154V155H232ZM103 155V154H102ZM113 155V154H112ZM118 155V156H119ZM139 155V154H138ZM149 155H151L152 156V154H149ZM161 155V154H160ZM47 156V155H46ZM49 156V155H48ZM104 156H105V154H104ZM141 156H143V155H141ZM145 156H147V155H144V157ZM158 156V155H157ZM164 156H166V155H164ZM52 157V156H51ZM107 157V156H106ZM111 156H108V158H110ZM160 157H162V155L160 156ZM223 157V156H222ZM94 158H96L97 159V157H94ZM114 158H116V157H114ZM138 158H140V157H138ZM158 158H159V156H158ZM162 158H164V157H162ZM161 158V159H162ZM227 158H229V157H227ZM226 158V159H227ZM240 158V157H239ZM244 158V157H243ZM119 159V158H118ZM117 159V160H118ZM144 159V158H143ZM156 159H157V157H156ZM160 159V160H161ZM218 159V158H217ZM230 159V158H229ZM245 159V160H246ZM88 160V159H87ZM95 160V159H94ZM106 160H108V159H105L104 161H106ZM120 160H121V158H120ZM129 160H131V159H129ZM169 160V159H168ZM219 160V159H218ZM217 160V161H218ZM85 161V160H84ZM123 161H125V160H123ZM133 161V160H132ZM152 161V160H151ZM159 161V160H158ZM212 161H213V163H212ZM225 161V160H224ZM223 161V162H224ZM230 161H231V159H230ZM255 161V160H254ZM97 162V161H96ZM110 162V161H109ZM113 162V161H112ZM129 162V161H128ZM147 162V161H146ZM223 162H221V163H223ZM242 162V160L239 162V160L235 157H233V159H232V161H231V165H232V167L234 168V167H236V168H238L239 167V165H240V167L242 166V169L244 168V166L243 165H245V164H251V163H241ZM244 162V161H243ZM148 163V162H147ZM211 163L213 164V165H211ZM216 163V162H215ZM132 164H133V162H132ZM135 164V163H134ZM139 164V163H138ZM262 164H264V163H262ZM41 165V164H40ZM90 165V164H89ZM112 165V164H111ZM123 165V164H122ZM130 165V164H129ZM146 166H147V164H145ZM165 165V164H164ZM134 166V165H133ZM139 166V165H138ZM137 166V167H138ZM221 166V165H220ZM226 166V165H225ZM252 166L254 167L255 165H253L252 164ZM93 167V166H92ZM131 167V166H130ZM130 167H128V168H130ZM143 167V166H142ZM155 167V166H154ZM159 167H160V165H159ZM169 167H171L170 165H169ZM176 167H175V169H176ZM249 167V166H248ZM93 168H95V167H93ZM103 168V167H102ZM138 168H140V167H138ZM229 168V167H228ZM86 169V168H85ZM142 169H145V168H142ZM141 169V170H142ZM171 169H172V167H171ZM214 169V168H213ZM258 169H261V168H259L258 167ZM88 170V169H87ZM89 170H90V168H89ZM132 170V169H131ZM134 170V169H133ZM215 170V169H214ZM254 170H256V169H254ZM261 170H264V168H262ZM101 171V170H100ZM103 171V170H102ZM128 171V170H127ZM216 171V170H215ZM229 171V170H228ZM107 172V171H106ZM111 172V171H110ZM124 172H126V171H124ZM132 173H133V171H131ZM162 172V171H161ZM224 172V171H223ZM234 172H238V171H234ZM251 172V171H250ZM264 172V171H263ZM88 173H90V171L88 172ZM96 173V172H95ZM121 173V172H120ZM136 173V172H135ZM167 173V172H166ZM247 173V172H246ZM245 173V174H246ZM249 173V172H248ZM254 173H256V172H254ZM254 173H252V174H254ZM260 173V172H259ZM147 174V173H146ZM165 174V173H164ZM169 174H171V176H174L173 174H172V172L171 173H168V175ZM192 175V176H190V175ZM201 174H203V175H201ZM231 174V173H230ZM257 174V173H256ZM256 174H255V177H257L256 176ZM262 174H264V173H262ZM96 175V174H95ZM101 175H104V173L103 174H101ZM122 175V174H121ZM134 175V174H133ZM136 175H138V174H135V176ZM181 176H183V174H180ZM187 175V174H186ZM211 175V174H210ZM212 175H215V174H212ZM232 175V174H231ZM230 175V176H231ZM234 175V174H233ZM248 175V174H247ZM250 175V174H249ZM249 175H248V177H249ZM261 175V174H260ZM146 176V175H145ZM216 176H218V175H216ZM245 176V175H244ZM243 176V177H244ZM102 177V176H101ZM116 177V176H115ZM123 177V175L121 176V178ZM127 177V176H126ZM128 177H132V176H128ZM143 178H144V176H142ZM161 178L160 179H162V177H164V176H160ZM210 177H212V176H210ZM226 177V176H225ZM228 177V176H227ZM232 177V176H231ZM241 177V176H240ZM242 177V178H243ZM251 177H254V176H250V178ZM254 177V178H255ZM124 178V177H123ZM134 178H138V182L140 183V181H139V178H141V177H134ZM259 177H257V179H258ZM263 178V177H262ZM101 179V178H100ZM124 179H126V178H124ZM123 179V180H124ZM130 179H132V178H130ZM130 179H129V181H130ZM168 179V178H167ZM166 179V180H167ZM174 179V178H173ZM172 179V180H173ZM180 179V178H179ZM222 179V178H221ZM221 179H219V181L221 180ZM223 179H225L224 177H223ZM222 179V180H223ZM261 179V178H260ZM264 179V178H263ZM118 180V179H117ZM148 180V179H147ZM174 180H176V179H174ZM184 180V179H183ZM200 180V179H199ZM198 180V181H199ZM238 180H240V178L238 179ZM241 180H243V179H241ZM245 181H248L249 180V178H246V179H244ZM243 180V181H244ZM251 180H253V179H251ZM250 180V181H251ZM113 181V180H112ZM116 181V180H115ZM143 181H144V183H145V180L143 179ZM170 181H171V179H170ZM190 181V180H189ZM203 181H205V179L203 180ZM213 181V180H212ZM215 181H217V183L219 182L218 180H215ZM226 182H227V180H225ZM230 181V180H229ZM233 181H236V180H233ZM232 181V182H233ZM244 181V182H245ZM260 181H262V180H260ZM124 182H125V180H124ZM148 182V181H147ZM145 183L146 185L147 184H149L150 183V181L148 182V183ZM153 182V181H152ZM159 182H162V181H160L159 180ZM172 182V181H171ZM231 182V183H232ZM240 182V181H239ZM253 182V181H252ZM64 183H66V182H64ZM134 182H132L131 184H132V186L135 184V186L137 185V182L136 183H134ZM138 183V184H139ZM144 183H143V186H144ZM205 183V182H204ZM208 183V181L205 183V184H207ZM219 183H221V182H219ZM236 183H238V182H236ZM241 183V182H240ZM243 183V182H242ZM247 183V182H246ZM264 183V182H263ZM60 184V183H59ZM113 184H114V182H113ZM118 185H119V182L117 183ZM116 183H115V185L116 186H118ZM121 184V183H120ZM123 184H125V183H123ZM128 184H130V183H127V185ZM141 184V183H140ZM165 184H166V182H165ZM168 184V183H167ZM202 184V183H201ZM200 183H199V185H201ZM227 184H230L229 182H227ZM258 184H260L259 183V181H258ZM64 185V184H63ZM62 184L60 185V187L61 186H63ZM74 185V184H73ZM151 185V184H150ZM149 185V186H150ZM154 185H157V184H153V186ZM222 185V184H221ZM234 185V184H233ZM241 185V184H240ZM254 185H257V184H254ZM67 186V185H66ZM114 186V185H113ZM138 186V185H137ZM139 186H142V185H139ZM142 186V187H143ZM202 186H204V185H202ZM202 186H201V188L200 189H202ZM207 186V185H206ZM235 186V185H234ZM242 186V185H241ZM245 186V185H244ZM249 185H246V187H248ZM58 187V186H57ZM110 187H112V186H110ZM119 187V186H118ZM117 187V188H118ZM130 187V186H129ZM147 187H148V185H147ZM161 187V186H160ZM177 187V186H176ZM188 187H190V185L188 184ZM188 187H187V189H188ZM240 186H238V188H239ZM253 187H255V186H253ZM53 188V187H52ZM80 188V187H79ZM137 187H135V189H136ZM155 188V187H154ZM154 188H153V190H154ZM197 188V187H196ZM203 188H205V187H203ZM218 188H220V184H219V186H218ZM59 190H60V188H58ZM141 189V188H140ZM143 189L145 190V186L143 187ZM161 189V188H160ZM177 189V188H176ZM212 189H214V188H212ZM216 189V188H215ZM246 189V188H245ZM249 189V188H248ZM55 190V189H54ZM82 190H84V189H82ZM115 190H117V189H115ZM123 190H124V188H123ZM126 190H130V189H126ZM125 190V191H126ZM143 190V191H144ZM152 190V191H153ZM206 190H208L207 192L209 193V191H211V190H209V186H208V188L206 189ZM247 190V189H246ZM253 190V189H252ZM140 191V190H139ZM151 190H150V192H151V194L153 193ZM201 191H203V190H201ZM201 191L199 190L198 192H200L201 193ZM214 191V190H213ZM229 191V190H228ZM239 190L236 188V187H234L232 190H231V196H232V199L231 200H234L235 202H237L238 204H240V205H242V206H245L246 204H248L249 203V199H247V198H243L242 196V194L241 193H239L238 192ZM260 191V190H259ZM52 192V191H51ZM124 192V191H123ZM149 192V191H148ZM191 192V191H190ZM203 192H205V191H203ZM222 192V191H221ZM225 192V191H224ZM117 193V192H116ZM124 193H126V192H124ZM139 193V192H138ZM147 193V192H146ZM164 193V192H163ZM165 193H166V191H165ZM184 194H188V193H185V192H183ZM183 193H182V195H183ZM196 193H197V190H196ZM196 193H193V194H196ZM52 194V193H51ZM121 194V193H120ZM139 194H143V193H139ZM198 194V193H197ZM223 194V193H222ZM247 194V193H246ZM264 194V193H263ZM262 193H260V192H258L257 193V197L258 198H256L257 199V201H259L260 203H263V200H264V195H263ZM47 195V194H46ZM122 195V194H121ZM127 195H129V194H127ZM166 195V194H165ZM176 195V194H175ZM181 195V196H182ZM214 195V194H213ZM220 195V194H219ZM122 196H124V195H122ZM171 196V195H170ZM177 196H179L178 194L176 195V197ZM142 197H144V196H142ZM146 197H148V196H146ZM146 197L144 198V199H146ZM202 197V196H201ZM218 197V196H217ZM220 197V196H219ZM222 197V196H221ZM224 197V196H223ZM127 198V197H126ZM149 199H151L150 197H148ZM165 198V197H164ZM196 198V197H195ZM199 198V197H198ZM210 198V197H209ZM161 199V198H160ZM171 199V198H170ZM207 199V198H206ZM224 199V198H223ZM255 199V200H256ZM45 200V199H44ZM185 201L187 200V199H184ZM194 200H198V199H194ZM193 200V201H194ZM209 200V199H208ZM255 200H254V202H252V203H255ZM184 201V202H185ZM211 201V200H210ZM233 201V202H234ZM165 202V201H164ZM168 202V201H167ZM171 202V201H170ZM172 202H174V201H172ZM171 202V203H172ZM188 202V201H187ZM195 202V201H194ZM199 202V201H198ZM204 202H206V201H203V203ZM88 203V202H87ZM145 203H146V201H145ZM207 203V202H206ZM48 204V203H47ZM164 204V203H163ZM169 204V203H168ZM201 204V203H200ZM205 204V203H204ZM223 204V203H222ZM5 205V204H4ZM59 205V204H58ZM143 205V204H142ZM145 205V204H144ZM147 205H149V204H147ZM151 205V204H150ZM149 205V206H150ZM175 205V204H174ZM197 205V204H196ZM209 205V204H208ZM170 206V205H169ZM206 206H207V204H206ZM219 206V205H218ZM237 206V205H236ZM152 207V206H151ZM174 207V206H173ZM196 207V206H195ZM211 207H212V205H211ZM226 207V206H225ZM10 208V207H9ZM9 208H7V209H5L4 207H1L0 208V221H5L7 218H10L11 217V214H12V208L11 209H9ZM144 208V207H143ZM204 208V207H203ZM218 208H220V207H218ZM223 208V207H222ZM221 208V209H222ZM57 209H59L58 208V206H57ZM147 209H149V208H147ZM212 209H214V208H212ZM220 209V210H221ZM227 209V208H226ZM225 209V210H226ZM258 209V208H257ZM52 210V209H51ZM202 210H205V209H202ZM240 210V209H239ZM256 210V209H255ZM141 211V210H140ZM146 211V210H145ZM247 211V210H246ZM160 212V211H159ZM204 212V211H203ZM206 212V211H205ZM219 212V211H218ZM244 212V211H243ZM262 212V211H261ZM153 213H154V211H153ZM156 213V212H155ZM154 213V214H155ZM157 213H158V211H157ZM156 213V214H157ZM163 213V212H162ZM169 213V212H168ZM167 213V214H168ZM171 213V212H170ZM208 213V212H207ZM217 213V212H216ZM227 213V212H226ZM264 213V212H263ZM159 214V213H158ZM174 214V213H173ZM176 214V213H175ZM193 214V213H192ZM201 214H202V212H201ZM205 214V213H204ZM255 214H257V213H255ZM260 214V213H259ZM13 215H14V213H13ZM18 215V214H17ZM159 215H161V214H159ZM203 215V214H202ZM227 215V214H226ZM228 215H230V214H228ZM262 215H264V214H262ZM40 216V215H39ZM193 216H197V215H194L193 214ZM192 216V217H193ZM204 216V215H203ZM207 216H209V215H207ZM206 216V217H207ZM214 216V215H213ZM216 216V215H215ZM243 216H244V214H243ZM156 217V216H155ZM175 217V216H174ZM205 217V216H204ZM211 217V216H210ZM218 216H216V218H217ZM235 217V216H234ZM239 217V216H238ZM41 218V217H40ZM153 218V216H151L150 218H148V219H146V218H144V219H146L147 221L148 220H150V219H152ZM157 218V217H156ZM155 218V219H156ZM167 218H168V216H167ZM189 218H190V216H189ZM229 218V217H228ZM240 218V217H239ZM25 219V218H24ZM175 219H178V217H176ZM198 219V218H197ZM207 218H204V220H206ZM40 220V219H39ZM67 220H68V218H67ZM196 220V219H195ZM262 220L264 221V218H262ZM22 221V220H21ZM24 221H26V220H24ZM28 221V220H27ZM36 220L34 219V222H35ZM200 221V220H199ZM217 221V220H216ZM224 221V220H223ZM231 221V220H230ZM237 221H239L238 219H237ZM37 222V221H36ZM154 222V221H153ZM212 222V221H211ZM222 222V221H221ZM236 222V221H235ZM235 222H233V223H235ZM10 223V222H9ZM27 223H29V221L27 222ZM156 223V222H155ZM160 223V222H159ZM229 223V222H228ZM237 223V222H236ZM11 224V223H10ZM24 224V222L23 223H17L16 225H12V228H13V226H14V228L15 227H20L21 228V230H23V231H26V232H33V230H32V228L30 227V228H27L25 225H23ZM26 224V223H25ZM163 224V223H162ZM221 224V223H220ZM32 225V224H31ZM235 225V224H234ZM243 225V224H242ZM261 225V224H260ZM29 226V225H28ZM54 226H56V225H54ZM34 227V226H33ZM58 227V226H57ZM81 227H82V225H81ZM237 227V226H236ZM256 227V226H255ZM258 227V226H257ZM35 229L37 228V227H34ZM159 228H161V227H159ZM186 228V227H185ZM38 229H40V228H38ZM74 229H76V231L78 230V229H81V228H74ZM201 229V228H200ZM205 228H203V230H204ZM211 229V228H210ZM258 229H261V228H258ZM20 230V229H19ZM37 230V229H36ZM159 230H161V229H159ZM188 230V229H187ZM52 231V230H51ZM54 231V230H53ZM80 231H82L83 232V234L85 233V230L83 229V227H82V229L80 230ZM189 231V230H188ZM205 231V230H204ZM203 231V232H204ZM60 232V231H59ZM62 232V231H61ZM191 232V231H190ZM219 232H220V230H219ZM258 232V231H257ZM33 233H36L35 232V230H34V232ZM32 233V235H37V234H33ZM77 233V232H76ZM188 233V232H187ZM192 233V232H191ZM205 233V232H204ZM262 233V232H261ZM30 234V233H29ZM82 234V235H83ZM197 234H200L199 232L197 233ZM28 235V234H27ZM57 235V234H56ZM79 235H81V234H79ZM261 235L262 234H260V233H258L257 235H253L254 237L251 239V242H250V246L251 247H256V248H258V249H263L264 250V240L262 239V237H261ZM29 236V235H28ZM30 236H31V234H30ZM61 236H63V235H61ZM195 237L197 236V235H194ZM236 236V235H235ZM234 236V237H235ZM207 237V236H206ZM237 238H238V236H236ZM242 237V236H241ZM64 238V237H63ZM247 238H249V237H247ZM202 239V238H201ZM242 239V238H241ZM245 239V238H244ZM62 240V239H61ZM68 239L66 238L65 239V241H67ZM191 240V239H190ZM193 240V243L195 242V241H197L196 239H195V241H194V239H192ZM191 240V241H192ZM204 240V239H203ZM214 240H216V239H214ZM214 240H212V241H214ZM228 240V239H227ZM238 240H240V238L238 239ZM7 241V240H6ZM205 241H206V238H205ZM248 241V240H247ZM246 241V242H247ZM60 242V241H59ZM62 242V241H61ZM201 242V241H200ZM67 243H68V241H67ZM174 243V242H173ZM196 244H197V242H195ZM206 243H208V242H206ZM199 244V243H198ZM210 244V243H209ZM222 244V243H221ZM247 244H249V241H248V243ZM66 245H68V244H66ZM195 245V244H194ZM202 245V244H201ZM65 246V245H64ZM205 246V245H204ZM242 246V245H241ZM247 246V245H246ZM165 247V246H164ZM183 247V246H182ZM187 247V246H186ZM207 247H209L208 245H207ZM206 247V248H207ZM230 247V246H229ZM229 247H228V249H229ZM5 248V247H4ZM71 248V247H70ZM188 248V247H187ZM196 248V247H195ZM199 248V247H198ZM198 248H196V249H198ZM231 248H233V247H231ZM236 248V247H235ZM254 248H252V249H254ZM200 249V248H199ZM202 249V248H201ZM227 249V251H229ZM244 249H245V247H244ZM251 249V248H250ZM252 249H251V251H252ZM7 250V249H6ZM62 250V249H61ZM60 250V251H61ZM70 250V249H69ZM72 250V249H71ZM189 250H191V249H189ZM188 250V251H189ZM203 250V249H202ZM216 250V249H215ZM231 250V249H230ZM247 250V249H246ZM194 250H192V251H190V252H193ZM213 251V250H212ZM255 251V250H254ZM179 252V255H178V257L176 258V259H180V258H184L183 256H185L184 254H185V252L186 251H178ZM190 252H188V254L190 253ZM211 252V251H210ZM253 252V251H252ZM220 253V252H219ZM244 253V252H243ZM248 253V252H247ZM8 254V253H7ZM187 254V255H188ZM225 254V253H224ZM250 254V253H249ZM190 255V254H189ZM260 255V254H259ZM261 255H263V254H261ZM8 256V255H7ZM78 256V255H77ZM174 257V256H173ZM172 257V258H173ZM176 257V256H175ZM192 257H193V255H192ZM191 257V258H192ZM199 257V256H198ZM200 257H204L203 255H201ZM262 257V256H261ZM59 258V257H58ZM78 258V257H77ZM197 258V257H196ZM219 258H221V257H219ZM260 258V257H259ZM59 259H61V258H59ZM175 259V258H174ZM201 259V258H200ZM199 259V260H200ZM264 259V258H263ZM1 260V259H0ZM11 260V259H10ZM13 260V259H12ZM190 260H192V259H190ZM196 261H198V259H195ZM226 260H228V259H226ZM238 260H240V259H238ZM178 261H180V260H178ZM194 261V260H193ZM221 260H219V262H220ZM225 261V260H224ZM229 261V260H228ZM177 262V261H176ZM202 263L201 264H209L208 262H206L205 260H204V258H203V261H201ZM214 262H216L215 260H214ZM222 262V261H221ZM178 263V262H177ZM180 263V262H179ZM192 263V262H191ZM218 263V262H217ZM224 263V262H223ZM231 263H234V262H231ZM153 264V263H152ZM156 264V263H155ZM174 264V263H173ZM176 264V263H175ZM216 264V263H215ZM237 264H239L238 262H237Z\"/></svg>",
  "mask_w": 264,
  "mask_h": 264
}]
</instances>
